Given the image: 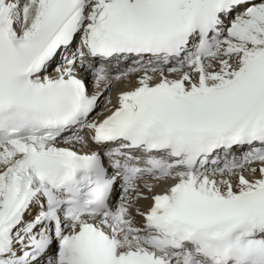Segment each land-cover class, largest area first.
<instances>
[{
	"label": "snow or ice",
	"instance_id": "1",
	"mask_svg": "<svg viewBox=\"0 0 264 264\" xmlns=\"http://www.w3.org/2000/svg\"><path fill=\"white\" fill-rule=\"evenodd\" d=\"M0 264H264V0H0Z\"/></svg>",
	"mask_w": 264,
	"mask_h": 264
},
{
	"label": "bare ground",
	"instance_id": "2",
	"mask_svg": "<svg viewBox=\"0 0 264 264\" xmlns=\"http://www.w3.org/2000/svg\"><path fill=\"white\" fill-rule=\"evenodd\" d=\"M131 81H132V82H131L130 84L132 85V84L135 82V77H132V78H131ZM130 84H129V85H130ZM123 86H124L123 84H120V85H117V86H114V87H123ZM104 96H105V97H107V96H111L112 106H115V105H116V103H117V102H116V99H117V98H116V92H113V93H112V91L110 90V91L108 92V94L105 92V93H104ZM103 99H104V98L102 97V98H101V105H102V106H103ZM99 110H100V109H97V111H99ZM93 115H95V114H93ZM142 203H145V200H144V199H141V200L138 201V204H142Z\"/></svg>",
	"mask_w": 264,
	"mask_h": 264
}]
</instances>
